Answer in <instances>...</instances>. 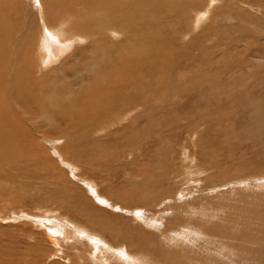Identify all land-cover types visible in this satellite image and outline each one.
<instances>
[{
	"label": "rangeland",
	"instance_id": "obj_1",
	"mask_svg": "<svg viewBox=\"0 0 264 264\" xmlns=\"http://www.w3.org/2000/svg\"><path fill=\"white\" fill-rule=\"evenodd\" d=\"M4 1L8 6L9 1L19 5L11 12L12 24L4 27L6 30L2 28L4 36L0 39V44L6 43L9 48L6 61H0V90L7 91L4 97L0 96L4 101L0 111L7 105L6 117L10 118L8 110L15 114L8 119L12 128L3 131L9 134L7 142L15 144L17 134L23 141L12 145L13 148L7 143L1 148L4 153L0 160V264H123L122 256L113 255L109 246L127 255L129 246L130 252L146 253L142 257L150 258L149 261L153 258V263L148 264H154L157 258L161 264H173L166 262L167 257L181 254L189 261L192 256H200V262L195 259L191 264H206V260L207 264H264V0H177L178 6L172 4L162 9L164 14H170L155 17L149 27L141 24L143 33H136L143 35V41L149 38L145 46L148 49L152 45L151 52L137 50L140 37L127 33L132 40L123 44V39L121 47H113L112 56L107 54V59L113 64L119 57L116 62L123 69V61L134 65L133 58L143 61L140 77L136 78L151 85L155 102L135 107L123 122H117L119 111L102 109L106 94L105 99H79L78 96L87 95L75 94L81 85L67 94L60 89L61 83H68L70 78L56 74L55 67L64 64L73 50L75 42L71 43L70 38L62 39L65 45L56 48L54 55L48 54L46 63L60 60L47 69L49 73L44 70L46 76L53 78L46 82L51 85L53 80L57 89L52 95L43 92L46 77L37 74L36 69L47 50L41 55L35 52L31 59L11 53L29 46L30 38L21 34L24 17L34 18L39 1ZM128 1L122 0V4L125 6ZM0 4H4L3 0ZM32 6L34 11L30 10ZM105 7L122 13L109 0ZM123 11L132 22L141 15L136 10ZM110 14L105 13L106 18ZM42 26L47 31L46 25ZM203 29L206 34H202ZM49 35L50 44H60L59 36ZM129 43L137 53H144L142 60L131 54ZM5 50L6 47L0 49V59ZM86 54L91 57L90 51ZM149 58L155 61H148ZM24 62L33 65L27 69ZM74 63L73 60L70 65ZM31 69L36 72H32L34 80L32 74L28 78L35 83L30 86L29 80L28 87H33H29L32 91L37 83L40 93L33 91L29 102L23 104L22 100L18 102L16 89L10 91L11 83L17 72L30 73ZM173 87L178 88L175 93ZM34 94H38L36 98ZM60 101L63 105L58 106ZM39 102L42 114H38L42 117L26 119L22 109L38 112ZM92 113L98 116L96 125L91 123L94 129L90 121H83L87 114L90 119ZM132 116L138 117V122ZM15 126L21 133H16ZM149 164L156 165L157 179L166 181L153 186L147 184L143 175H135L138 165H143L140 171L145 173L143 169L147 170ZM169 164L182 176L176 177ZM187 181L189 184H185ZM143 188L152 192L145 196L141 193ZM124 199L129 200L128 205H124ZM71 201L91 214L95 212L102 219V228L112 224L124 233L112 241L103 233L80 227L83 220L68 206ZM145 217L152 221L150 225L145 224ZM183 226H200L203 231L197 239H180L178 229ZM77 232L88 236H76ZM180 242L181 246L189 244L183 249Z\"/></svg>",
	"mask_w": 264,
	"mask_h": 264
},
{
	"label": "bare ground",
	"instance_id": "obj_2",
	"mask_svg": "<svg viewBox=\"0 0 264 264\" xmlns=\"http://www.w3.org/2000/svg\"><path fill=\"white\" fill-rule=\"evenodd\" d=\"M39 2H37V12L36 14L34 13V18L32 19V17L30 18V16H27V19L24 17L25 21V26L23 31L21 32V34H25L28 38H30V44L28 47L26 48H22V49H16L15 52H12V54L16 53L17 55H21L23 58H30L32 57V55L35 52H38L39 55H41L45 50H47V54L45 55V57L42 59V63L39 65V68L36 69L37 70V74L39 73V75L41 74L42 77H46V80L44 81V93L47 94H53L54 92H56V85H52V81H51V85L48 84L47 79L52 78V75L49 77L45 75V73H49L47 71V69L52 66V64L55 62H60V60H52L48 63H46L47 58L49 57V53L52 55H54L56 48H61L62 44L65 45V42L62 40L63 38H70L71 39V43L75 42L74 47L72 48L73 50L67 54V56L65 57V61L64 64H62L60 67H55V71L56 74L61 75L62 73L65 74L67 77L70 78L69 82H63L61 83L60 89L65 91L66 94L67 93H71V92H75L74 90V86H76L77 84L81 85L82 88L79 90V92H75V94H77V96L79 95L78 93H83L87 94V95H81L78 96L79 99H82L85 96H92V98L94 96H98V97H103V99H105V94L107 96V102L106 104H104V106H102V109L104 110H114V112L119 111L120 113H118V119L117 122L121 121L123 122L125 119H127L128 113L133 111L135 107L137 108H141L145 107L147 105H150V103L152 102V100L154 98H152L154 96L153 90L151 88V85L148 82H145L143 79L141 78H136L137 75H139L140 77V69L143 66V61H139L136 58H133V61L135 60V65L134 64H130V63H125L123 61V64L125 65V68L123 69L119 62L116 60H119L118 58L116 59L114 57L113 60H115V63H111L110 61H108L107 59V54L109 56H112V52H113V47L115 48H120L121 44L123 42V39L125 40V43L130 42L132 39L130 35H134L138 32L143 33V26H147L149 27L150 24L152 23V19H154L155 17H162L164 15L170 14V13H166L164 14L162 9L165 10V8H169L172 4H176L177 0H129L125 6L122 4V0H109V2H112V6H118L120 9L122 10V13L118 14L113 13L111 8H107L105 7V1L106 0H37ZM108 1V0H107ZM185 2H187L188 0H184ZM4 4H0V15L2 20H0V39L4 36L3 32H2V28L4 29V27H7L9 25L12 24L11 20L13 15L11 14V12H13L15 9H17V2H10V6H8V2H5L3 0ZM156 4H155V3ZM260 3V1H259ZM76 5V6H75ZM135 5V6H134ZM177 5V4H176ZM178 6V5H177ZM180 6V5H179ZM214 6V5H213ZM211 6V8L213 7ZM173 7V6H172ZM21 11L25 12L23 10V8L20 6ZM181 8V7H178ZM175 7V9H178ZM5 9H7L6 11H10L9 13H5ZM28 10V9H27ZM31 11L33 10V6L32 8H30ZM29 10V11H30ZM106 10V11H103ZM132 11V10H136L137 13H140V16H137L136 21L132 22V20L130 19V16H125V12L123 11ZM168 10V9H167ZM109 11V12H108ZM140 11V12H139ZM178 11V10H177ZM180 11V10H179ZM5 13V17H3L2 15ZM28 13V11H27ZM30 13V12H29ZM105 13H111L110 15L107 16ZM210 13V12H208ZM16 14V13H15ZM200 14H203V12ZM22 15V14H21ZM29 15V14H28ZM16 16V15H15ZM23 17V16H22ZM103 17V18H102ZM20 18V17H19ZM163 18V17H162ZM21 19V18H20ZM15 20V19H14ZM165 20V19H164ZM21 21V20H20ZM19 21V22H20ZM17 22V23H19ZM43 24L46 25V29L47 31L43 28ZM142 24V25H141ZM23 25V24H22ZM133 26V27H132ZM10 29L13 30V28L9 27ZM6 30V29H4ZM3 30V31H4ZM9 31V29H8ZM6 31V33L8 32ZM160 32H162V28L159 30ZM204 29L202 30V34H206L204 33ZM49 33L53 36H59V39H57L60 44L57 45L55 43L50 44L51 42V38ZM139 34V33H138ZM137 35V34H136ZM138 42L140 43V45L138 44L136 49L139 51H144L145 49H147L146 45V41L147 37L143 39H141V37H143V35H137L136 38H139ZM114 38H116L114 40ZM121 38V39H119ZM135 38V36H134ZM54 39L56 40V37H54ZM84 40V43H81V41ZM118 41V42H115ZM1 42V40H0ZM69 44V43H68ZM103 47H102V45ZM133 44V43H132ZM8 44L6 43H1L0 44V49L6 47V50L4 52V54L2 55V57H4V59L1 57L0 61H6V56L5 57V53H7L9 51V48L7 46ZM110 46V48L108 50L107 47ZM129 46H131L132 50H131V54L135 57H138L142 60V56H144L143 52L137 53V50L133 47V45H131L129 43ZM153 48V46H149L148 47V51L151 52V48ZM64 48V47H63ZM129 48V49H131ZM91 53V57L89 55H87L86 53ZM118 51H122V49L118 50ZM114 54H116L118 56V54L116 52H114ZM130 54V55H131ZM149 54V53H148ZM147 54V55H148ZM158 54V53H156ZM15 55V54H14ZM50 55V56H51ZM122 54L120 53L119 56H121ZM129 55V56H130ZM146 55V56H147ZM154 55V54H153ZM159 55V54H158ZM26 56V57H25ZM150 56V55H149ZM35 57V56H34ZM132 57V56H131ZM148 57V56H147ZM155 57V56H154ZM10 58V57H9ZM15 58V57H14ZM38 58V57H37ZM52 58V57H51ZM72 58L76 63H74L72 66L70 65L71 63H73V60L70 59ZM113 58V57H111ZM33 59V58H32ZM40 59V58H39ZM127 59V58H126ZM145 59V58H144ZM150 59V58H149ZM160 59V58H159ZM163 62H164V58ZM161 59V60H162ZM38 60V59H37ZM63 60V59H62ZM110 60V59H109ZM153 59H150L148 61H152ZM166 60V58H165ZM10 61H14V60H10ZM155 61V60H154ZM152 61V62H154ZM18 62V61H17ZM26 62V61H25ZM24 64H28L25 63ZM44 62V63H43ZM128 62V61H127ZM145 62V61H144ZM170 62V61H168ZM21 63V62H20ZM146 63V62H145ZM158 63V62H157ZM167 63V62H166ZM15 64V62H13V65ZM79 64V67H77L76 65ZM148 64V63H146ZM22 65V63H21ZM33 65V63H31L29 66L27 65V69L29 67H31ZM59 65V63H58ZM170 65V63H169ZM17 66V65H16ZM20 66V64H19ZM150 66V65H149ZM155 66V65H154ZM18 67V66H17ZM169 67V66H168ZM24 68V67H23ZM34 68V67H33ZM32 68V69H33ZM36 68V67H35ZM166 68V67H165ZM26 69V71H27ZM31 69L30 73L27 72L25 74H23L22 72H17L14 77H13V84L11 83L12 89L10 91H12L13 89H16V93L17 94V98H18V102L19 100H22L21 103L23 104H27V102H29V98H31V95L33 93V91L36 90V92L40 93L39 89L37 88L36 84L34 87V90L31 91V89H33V87H30L31 85H33L35 82L34 80V75L32 74V72L36 73L35 70L33 71ZM160 69V68H159ZM23 70V69H22ZM46 70V72L44 71ZM51 70V69H50ZM138 70V71H137ZM168 70V69H167ZM171 70V67L170 69ZM25 71V72H26ZM29 71V70H28ZM159 71V70H158ZM55 73V72H54ZM137 73V74H136ZM159 73V72H158ZM29 74H32V82H31V77L28 78ZM136 74V75H135ZM171 74V73H170ZM57 75V76H58ZM147 75V74H146ZM40 76V79H42V77ZM55 76V75H54ZM135 76V77H134ZM166 76V75H165ZM7 77V76H6ZM10 77V76H9ZM12 78V77H11ZM39 78V77H38ZM37 78L36 81H40ZM144 78V77H142ZM5 79V78H4ZM53 79V78H52ZM29 80H30V88L28 87L29 85ZM148 81H150L152 83L151 79H147ZM184 80V79H183ZM236 81V79H234ZM42 81V82H43ZM7 82V81H6ZM25 82H27L28 84H26ZM5 83V82H4ZM33 83V84H32ZM7 85V84H6ZM23 85V86H22ZM38 85V84H37ZM8 86V85H7ZM168 86V85H167ZM179 86V85H178ZM41 87V85H40ZM130 87H133V91L131 92L129 89ZM169 87V86H168ZM180 87V86H179ZM195 87V86H194ZM1 88V87H0ZM37 88V89H35ZM42 88V87H41ZM175 88V87H173ZM187 88L189 89L190 86ZM192 88V86H191ZM193 89V88H192ZM156 90V89H155ZM167 90V89H166ZM173 90V89H172ZM178 90V88L176 87L174 90V93ZM186 90V88H185ZM42 91V90H41ZM170 91V90H169ZM190 91V90H189ZM13 92V91H12ZM173 92V91H171ZM7 93V91L5 92L4 89L0 90V96L3 95V97L5 96V94ZM173 93V94H174ZM184 93V92H183ZM35 95V94H34ZM38 95V94H36ZM35 95V98L37 97ZM43 95V93H42ZM45 95V94H44ZM16 96V95H15ZM33 96V95H32ZM155 97V96H154ZM20 98V99H19ZM160 100V97H157ZM38 99V98H37ZM36 99V100H37ZM61 100V98H60ZM92 100V99H91ZM15 101V100H14ZM51 101V100H50ZM59 101V99H58ZM75 101H78L77 98H75ZM99 101V100H98ZM150 101V102H149ZM154 101V100H153ZM158 101V100H157ZM61 102V101H60ZM57 103V105L62 104L61 103ZM91 102V101H90ZM155 102V101H154ZM153 102V103H154ZM4 101L1 99L0 100V104H3ZM6 103V102H5ZM43 103V102H42ZM51 103V102H49ZM99 103V102H98ZM158 103V102H156ZM31 104V103H30ZM46 104V103H45ZM43 103V105H45ZM91 104V103H90ZM89 104V105H90ZM9 105V104H8ZM58 105V106H59ZM63 105V104H62ZM152 105V104H151ZM1 106V105H0ZM6 108L4 107V111H0V160L3 156V149H1L2 147L5 146V144L7 143L8 146H10V148H13L12 145H16L17 143L22 142L23 140H21L20 135L17 134V139L15 144H11V141L9 140L7 142L6 137L9 134H5V129H10L12 128V122H10V118L12 117V115L14 114L13 111L10 114L9 110L8 113L10 115V118L8 116V118L5 115V112L7 111V105H5ZM25 106V105H23ZM29 106V105H28ZM36 105V108H38V112H36V110L31 111L30 108L28 109H22L24 112V116L26 119H30V121H32V119H34V117H42L40 114H42V111H40V107L41 103L39 102V106ZM153 106V105H152ZM157 106V105H156ZM32 107V105H31ZM67 107V106H66ZM101 107V106H100ZM149 107V106H148ZM2 108V107H1ZM22 108V106H21ZM48 108V107H45ZM136 108V110H138ZM33 109V108H32ZM35 109V108H34ZM156 109V108H155ZM48 110V109H47ZM92 110V109H91ZM149 110V109H148ZM40 111V114H38ZM50 111V109L48 110ZM94 112V111H92ZM110 112V111H109ZM108 112V113H109ZM113 112V113H114ZM7 113V115H8ZM57 113V112H56ZM47 114H50L49 112ZM46 114V115H47ZM93 115L90 117V119H88V114L87 116L83 117V121L85 122H89L90 121V125L92 126V128L94 129L96 125L95 120H97L98 116H94V113H92ZM130 114V113H129ZM134 113H132L133 115ZM15 115V114H14ZM135 115V114H134ZM137 115V114H136ZM74 116V115H73ZM116 116V114H115ZM133 117V120L136 118V120L138 119V117ZM14 119L17 117H13ZM82 117L78 118L79 121L81 120ZM109 118V117H108ZM10 119V120H8ZM24 119V118H23ZM19 120V119H18ZM130 121V120H129ZM14 122H17V120H15ZM27 122V121H26ZM29 122V121H28ZM135 122H138L135 121ZM35 123V122H34ZM94 125H92V124ZM105 123V122H104ZM107 123V122H106ZM33 124V122H32ZM74 124V123H73ZM134 124V123H132ZM18 125V124H17ZM29 125V124H28ZM34 125V124H33ZM85 125V124H82ZM107 125V124H106ZM116 125V124H115ZM119 125V124H118ZM125 125V124H124ZM136 125V124H135ZM134 125V126H135ZM19 126V125H18ZM23 126V125H22ZM36 127V126H35ZM137 127V126H135ZM24 128V127H23ZM15 129V131L17 130L16 133H21V131L19 130V128L16 126L13 128ZM12 129V130H13ZM104 129V128H103ZM128 129V128H127ZM143 129H146V127H144ZM9 132H11V130H8ZM96 131V129L94 130ZM98 131H96L95 133H97ZM13 138V137H12ZM16 138V136L14 137ZM29 138V137H28ZM135 139V138H134ZM132 139V142L134 143L135 140ZM33 140V139H32ZM26 141V140H24ZM30 141V140H29ZM55 143H56V139H54ZM128 142V141H127ZM2 143H4V145H2ZM28 145H30V143H27ZM119 146V145H118ZM122 147V146H121ZM124 147V146H123ZM128 147V145L126 146ZM120 148V147H117ZM9 149V148H8ZM13 150V149H12ZM116 150V148H115ZM134 149H130L129 151H132ZM182 150H184L182 148ZM173 152V151H172ZM175 152V151H174ZM59 153V152H58ZM183 153H186L185 151ZM172 155V153H171ZM186 155V154H184ZM173 157V156H172ZM135 159V158H133ZM159 160V159H158ZM67 161V159H66ZM141 161V160H140ZM138 162V159H137ZM68 163V162H67ZM131 164H134L133 161L131 162ZM137 164V163H136ZM151 164H149L146 169L144 170L145 173H143L141 170V167L143 166H139L138 165V169L135 170V175H143L146 179L147 184L149 185H157V184H161L163 183L164 179H157V174L156 171L154 169V165L151 167ZM160 165V164H159ZM72 166V165H71ZM170 170L171 171H176V173L174 174L176 177H180L182 176L181 173H179V170L172 164H169ZM76 168V167H75ZM77 169V168H76ZM29 171V170H28ZM27 171V172H28ZM170 175V174H168ZM141 178V177H140ZM188 179V178H187ZM188 182V181H187ZM85 183V182H84ZM86 184V183H85ZM185 184H189L185 183ZM184 184V185H185ZM146 185V183H145ZM147 186V185H146ZM188 186V185H187ZM145 187V186H144ZM151 187V186H150ZM92 189V188H91ZM142 190V189H141ZM183 190V188H182ZM181 191V190H180ZM139 192V191H138ZM148 191L146 189L143 188V191L141 193H143L146 196V193ZM149 192H152L151 190ZM148 192V194H149ZM99 193V192H98ZM181 193V192H180ZM187 193V192H186ZM147 194V195H148ZM188 194V193H187ZM186 194V195H187ZM156 195V194H155ZM171 195V194H170ZM189 195V194H188ZM101 196V195H100ZM143 196V195H142ZM144 197V196H143ZM151 197V201H153V193L150 194ZM158 197V196H157ZM180 197V196H178ZM105 198V197H104ZM174 198V197H173ZM177 198V197H176ZM185 198V197H184ZM153 199V200H152ZM175 199V198H174ZM173 199V200H174ZM186 199V198H185ZM139 200V199H138ZM146 200V199H145ZM176 200V199H175ZM178 200V198H177ZM176 200V201H177ZM180 200V199H179ZM106 201V200H105ZM125 204L124 205H128L129 200H122ZM137 201V200H136ZM136 201H133L132 204H134V202L137 204ZM159 201V200H158ZM181 201V200H180ZM143 202V201H142ZM162 202V201H161ZM160 203V202H159ZM172 204V203H170ZM182 204V203H180ZM139 205V203H138ZM144 205V204H143ZM174 205V204H173ZM183 205V204H182ZM68 206L74 210V212L83 220V223L80 225V227H83L84 229H90L92 231H97L100 233L105 234V236L107 235L109 238L112 239V241H114V239H118V237H120L124 232L118 230L117 228H115L114 226L109 225L108 227L102 228L100 225V221L102 219H100V217L98 215L91 214L86 208L80 207L79 204H73L72 201L68 203ZM121 206V205H120ZM122 207V206H121ZM154 207V205H153ZM174 207V206H173ZM178 207V206H177ZM186 208V207H185ZM177 209V208H176ZM180 210V209H179ZM178 210V211H179ZM57 211V210H56ZM71 212V211H70ZM56 213V212H55ZM167 215V214H166ZM175 217V216H174ZM133 218V217H132ZM182 219V218H181ZM180 219V220H181ZM134 220V219H133ZM145 224L150 225V223L152 221H150L149 218L145 217ZM177 220V219H176ZM199 221V220H198ZM171 222V220H170ZM173 222V221H172ZM138 226V225H137ZM140 226V225H139ZM168 226V225H167ZM202 226V225H201ZM120 227V226H119ZM145 227V226H142ZM147 227V226H146ZM204 227V226H203ZM98 228V229H97ZM150 228V227H149ZM163 228V227H162ZM166 229H168L165 226ZM121 229V228H120ZM165 229V230H166ZM172 229V228H171ZM74 232H76V229H70ZM126 230V229H125ZM157 230V229H154ZM159 230V229H158ZM170 230V229H168ZM174 230V229H173ZM176 230V229H175ZM181 233L179 237L180 239H185V238H189L192 239L193 236H195L193 239H197L200 237V234L203 231V228L200 226H183L180 227L178 229ZM127 231V230H126ZM152 231V230H151ZM160 231V230H159ZM167 231V230H166ZM148 232V230L146 231V233ZM165 232V231H162ZM94 233V232H93ZM135 233V232H134ZM166 233V232H165ZM171 233V232H169ZM130 234H132L130 232ZM129 234V235H130ZM160 234V233H159ZM162 234V233H161ZM160 234V236H161ZM168 234V232H167ZM166 234V235H167ZM174 234V233H173ZM53 235V234H52ZM125 235V234H124ZM123 235V236H124ZM128 235V234H127ZM154 235V234H153ZM165 235V234H164ZM164 235L162 234V237H164ZM57 236V235H56ZM76 236H88L87 234L81 233V232H77ZM136 236V235H135ZM141 236V235H140ZM139 236V237H140ZM151 236V235H150ZM149 236V237H150ZM168 237L170 235H167ZM173 235H171L170 238ZM177 236V235H176ZM132 237V236H131ZM146 237V236H145ZM148 237V236H147ZM159 237V236H158ZM57 238V237H56ZM103 238V237H102ZM135 238V237H134ZM152 238V237H151ZM175 238V237H174ZM177 238V237H176ZM55 239V238H54ZM123 239V238H120ZM129 239V238H128ZM127 239V240H128ZM132 239V238H130ZM130 239L128 241H130ZM140 239V238H139ZM142 239V238H141ZM153 239V238H152ZM167 239V237H166ZM58 240V239H57ZM126 240V239H125ZM126 240V241H127ZM136 240V238H135ZM143 240V239H142ZM142 240H140L139 242H141ZM150 240V239H149ZM159 240V239H158ZM168 240V239H167ZM99 241V240H98ZM117 241V240H116ZM133 240H131L130 242L132 243ZM137 241V240H136ZM148 241V240H147ZM170 241V240H169ZM174 242V239L172 240ZM177 240H175L176 242ZM119 242V241H118ZM117 242V243H118ZM138 242V241H137ZM146 242V241H145ZM171 242V243H173ZM183 242V241H182ZM115 243V242H114ZM130 243V244H131ZM136 243V242H135ZM147 243V242H146ZM170 243V242H169ZM170 243V244H171ZM134 244V243H132ZM131 244V245H132ZM139 244V243H138ZM142 244V243H141ZM144 244V243H143ZM176 244V243H175ZM185 244V243H184ZM189 244V242H188ZM188 244H185L183 246H187ZM115 245V244H114ZM134 245H137L134 244ZM148 245V244H147ZM174 245V244H173ZM181 242H180V246H181ZM123 247V244L121 245ZM139 246V245H138ZM135 246V247H138ZM142 246V245H141ZM168 246V245H167ZM166 246V247H167ZM181 246V247H183ZM100 247V246H98ZM134 246L131 248H135ZM179 247V246H178ZM177 247V249H178ZM101 248V247H100ZM145 248V247H143ZM180 248V247H179ZM109 251L113 254V255H118V256H122V261L123 264H148V261L150 260V258L148 259V257H142L143 254L141 252V254L143 255H138L135 252H130V246H129V250L128 252L130 254H126V252H122L118 249H115L114 247L109 246ZM146 249V248H145ZM148 249V248H147ZM173 249V248H172ZM184 249V247H183ZM124 250V249H123ZM136 250V249H135ZM149 250V249H148ZM174 250V249H173ZM137 251V250H136ZM177 251V250H176ZM140 252V251H139ZM147 252V251H146ZM170 252V251H168ZM183 252V251H182ZM181 252V253H182ZM194 253V251H192ZM138 253V252H137ZM180 253L179 249L176 252V254ZM184 253V252H183ZM186 253V251H185ZM153 254V252H152ZM169 254V253H168ZM172 254V253H171ZM193 255V254H192ZM161 256V255H160ZM179 256L176 257H172V256H168L166 259V262H173V264H176L178 262V264H191L193 263V261L196 259L198 262H200L199 260V255L196 257L192 256L191 261L189 260H185V258H181ZM217 256V255H214ZM158 257V256H157ZM172 257V258H171ZM188 257V256H187ZM171 258V260H170ZM153 259V258H152ZM151 261L149 262H152ZM156 259V258H155ZM159 260V258H157ZM156 259V262L154 264H161L160 262H158ZM161 259V258H160ZM163 260V259H161ZM209 261V260H208ZM208 261L206 260V262L208 263ZM195 262V261H194ZM71 263V262H70ZM74 263V262H73ZM153 263V262H152ZM163 263V262H162ZM203 263V262H202ZM206 263V264H207ZM226 263V262H225ZM105 264V263H104ZM151 264V263H150ZM171 264V263H170ZM199 264V263H198Z\"/></svg>",
	"mask_w": 264,
	"mask_h": 264
}]
</instances>
